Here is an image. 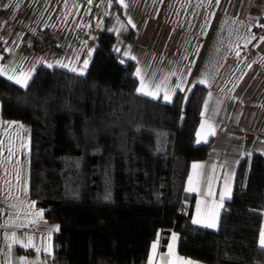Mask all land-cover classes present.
I'll use <instances>...</instances> for the list:
<instances>
[{
    "label": "trees",
    "instance_id": "1",
    "mask_svg": "<svg viewBox=\"0 0 264 264\" xmlns=\"http://www.w3.org/2000/svg\"><path fill=\"white\" fill-rule=\"evenodd\" d=\"M105 18L82 75L37 67L27 87L0 75L1 114L31 133L30 193L58 224V264H146L157 229L171 230L180 255L209 264H264L258 245L264 209V155L242 158L233 193L216 230L191 222L194 195L185 191L204 88L185 104L136 92L134 63L115 48ZM123 61V62H121ZM187 203V204H185Z\"/></svg>",
    "mask_w": 264,
    "mask_h": 264
},
{
    "label": "crops",
    "instance_id": "2",
    "mask_svg": "<svg viewBox=\"0 0 264 264\" xmlns=\"http://www.w3.org/2000/svg\"><path fill=\"white\" fill-rule=\"evenodd\" d=\"M0 9V66L15 69L9 74L31 70L32 76L37 67L48 64L69 72L76 67L72 73L84 74L105 18L112 14L115 48L133 61L138 94L171 103L179 93L183 106L194 86L204 88L195 143L207 144L208 150L203 159L191 161L184 187L194 195L191 222L216 230L223 204L232 196L239 161L264 155V22L256 26L264 14V0H0ZM42 27H50L56 38V49L47 57L22 41L26 29ZM85 60L88 66L81 74ZM142 82L144 91L154 95L138 91ZM0 141V264H15L19 257L34 264H58L52 261L58 224L47 219L30 193V129L4 117L1 103ZM9 147L14 155L10 156ZM194 164L202 167L193 169ZM262 230L264 209L258 245ZM13 232L24 243L31 236L34 247L14 244L9 249L11 240L6 236ZM161 239L162 230L157 229L146 264H181L179 258L209 264L180 255L176 231L169 232L163 245Z\"/></svg>",
    "mask_w": 264,
    "mask_h": 264
},
{
    "label": "snow or ice",
    "instance_id": "3",
    "mask_svg": "<svg viewBox=\"0 0 264 264\" xmlns=\"http://www.w3.org/2000/svg\"><path fill=\"white\" fill-rule=\"evenodd\" d=\"M91 2H92V0H89V3H91ZM110 2H111V0H110ZM120 2L122 3L123 0H120ZM253 39H255V37H253ZM261 39L264 40V37H262ZM116 50L119 51V49H116ZM125 55H128V53H125ZM132 58L135 59L134 57H132ZM42 62L43 61L41 60V63ZM121 62H123V61H121ZM58 63L60 64V67H65V68L68 67V65H66V64H63L61 62H58ZM53 66H54L53 64H48L47 65V67H49V68H52ZM87 66H88V60H85L84 63H83V68L80 69L81 74L87 68ZM70 70L72 72H76L77 71L76 67H71ZM139 72H140V70L137 69V75H139ZM9 73H15V69H9L7 66H0V75L5 76L6 79H8L9 81H13L14 83L20 85L21 87H27L28 81H29V79H31V70H29V72L27 74H25L23 72H21L19 75L9 74ZM172 75H175V73H172ZM164 79L167 80V77H165ZM200 82L203 83L204 81L201 80ZM176 87L179 88L180 85L177 84ZM156 88H157V91H159L160 88H161V85H157ZM138 91L142 92L145 95H154V93H152V92H145L144 91L143 82L141 84V88L138 89ZM170 91L174 92L175 89H172ZM164 99L165 100L169 99V95L167 93L165 94ZM9 123L11 124V123H14V122H9ZM19 127L23 128L24 126L23 125H19ZM201 127L203 128L204 125L202 124ZM3 134L6 136L7 135V131H5ZM210 134L214 135L215 132L214 131H210ZM197 135L199 136V133ZM9 143H11V141H9ZM2 148H3V141H0V149H2ZM8 151H9L10 156L14 155V153L11 152V147H9ZM198 167H202V165H196V164L193 165V169H196ZM191 179L192 178L190 177L189 178L190 183H191ZM190 190H195V189H190ZM223 199H224V196L221 195V200H223ZM199 211H200V209H199V206H198L197 207V212H199ZM198 222L199 221H197V220H193V223H198ZM20 226H22V225H20ZM207 226L213 227L214 225L213 224H209ZM54 230H58V226H56V228ZM6 239L11 240V243L8 244V248L9 249H11L14 244H19L21 247H23L25 249L34 247L31 236H29L27 238V242L26 243H24L21 240H19L16 237V233L15 232H13L10 237L6 236ZM173 239H175V234L173 235ZM259 245H260V247L262 249H264V230H262L261 233H260ZM156 247H157V245L154 243L152 245V249L155 250ZM36 251L39 252L40 249L36 248ZM44 251L46 253L50 254V249L49 248H45ZM169 252L170 253L172 252V245H169ZM179 260H180L181 264H193L192 261L185 260L184 258H179ZM15 264H34V262L28 261L26 257H19V258H17Z\"/></svg>",
    "mask_w": 264,
    "mask_h": 264
},
{
    "label": "built area",
    "instance_id": "4",
    "mask_svg": "<svg viewBox=\"0 0 264 264\" xmlns=\"http://www.w3.org/2000/svg\"><path fill=\"white\" fill-rule=\"evenodd\" d=\"M2 21V11L0 9V24ZM264 22V14L261 21L256 24L257 27ZM22 41L26 47L35 49L42 57H47L56 49V38L50 27H42L39 29L28 28L24 31ZM31 250V249H30Z\"/></svg>",
    "mask_w": 264,
    "mask_h": 264
}]
</instances>
